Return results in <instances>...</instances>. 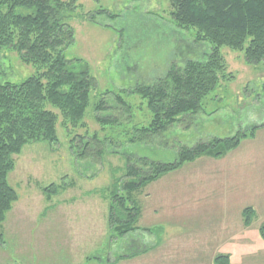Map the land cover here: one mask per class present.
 Returning a JSON list of instances; mask_svg holds the SVG:
<instances>
[{"label": "rangeland", "instance_id": "obj_1", "mask_svg": "<svg viewBox=\"0 0 264 264\" xmlns=\"http://www.w3.org/2000/svg\"><path fill=\"white\" fill-rule=\"evenodd\" d=\"M99 11H106L114 17ZM169 11L167 0H78L74 14L66 20L73 30V43L65 49L64 55L68 61L79 60L87 66L95 85L89 93L82 128L68 135L61 126L58 111L49 108L58 116L57 142L30 143L12 157L14 168L7 180L18 200L6 216L31 217L33 220L28 225L31 226L28 237L31 243L17 249L13 242H7L4 253L0 255L5 258L4 263L96 264L95 259L106 261L112 233L102 236L96 234V228L102 224L106 227L109 192L115 184L126 181L124 175L128 165H135L146 173L148 167L141 165L139 159L170 164L181 147L186 149L208 144L234 137L239 132L248 135L253 128H257L256 133L258 128L264 127V63L248 65L242 52L223 48L221 53L226 76L202 101L201 112L183 116L166 132L150 136L145 143L130 142L135 129L148 125L150 114L145 102L128 92L138 85H152L163 78L172 63L180 66L188 59L204 60L211 47L206 42L195 43L194 30L178 28ZM34 73L32 66L20 62L15 51L0 52V84H18ZM116 95L130 107L129 113L117 102ZM101 101L106 110L101 114L111 115L109 120L114 119L112 126L96 122L100 114L93 111V106ZM76 135H87L88 138L95 135L104 143L102 151L105 153L98 157L94 156L97 152L88 149L91 158H78L75 152H78L79 144L72 146L70 142ZM249 148L258 151L260 144L252 143ZM243 151V148L237 149L236 153ZM235 166L237 172L244 169L240 161ZM263 167V159H260L257 168ZM51 185L56 186L57 195L49 194L52 198L46 201L42 189ZM60 203L69 207H54ZM260 212L254 219L255 228L246 232L250 245L238 251L243 252L242 255H232L230 264H264V248L257 246L263 241L256 229L264 222V213ZM53 216L61 217V221L52 220L50 227L64 228V234L78 229L80 224L73 221L70 224L66 217L75 221L81 217L93 219L94 224L84 225L88 237L83 240L80 237L73 256L64 249L54 251L52 245L55 241L52 239L40 240L45 245L34 240L36 229L48 227L47 219ZM43 218H46L44 224L40 222ZM193 226L208 225L178 224L162 232L156 228L150 240L162 238L163 232H177L181 228L182 232L191 233ZM5 230V225H0V235L4 238ZM167 242L170 243L169 240ZM201 257L206 258L204 255ZM73 260L77 262L72 263Z\"/></svg>", "mask_w": 264, "mask_h": 264}, {"label": "trees", "instance_id": "obj_2", "mask_svg": "<svg viewBox=\"0 0 264 264\" xmlns=\"http://www.w3.org/2000/svg\"><path fill=\"white\" fill-rule=\"evenodd\" d=\"M167 2L174 24L183 30H194L195 43L206 42L211 47L204 60L188 59L180 66L172 63L163 78L128 92L138 95L150 114L148 125L134 130L131 143H145L150 136L166 132L183 116L201 112L202 101L226 76L223 48L242 52L248 65L264 63V0ZM77 3L78 0H0V52L13 50L23 65L35 69L21 83L0 84V225L18 200L7 180L14 168L12 157L30 143H56L58 116L68 135L83 127L89 93L95 82L87 66L79 60L68 61L64 55L73 43V30L66 20L74 14ZM116 100L129 113L130 107L121 97L116 95ZM103 105L101 101L93 106V111L100 114L96 122L112 126L111 115L101 114L106 112ZM49 108L57 110L59 115ZM256 129L248 135L239 132L234 137L208 144L181 147L170 164L139 159L141 165L148 167L146 173L135 165H128L126 181L115 184L107 198V222L112 237L120 239L138 230L139 209L134 194L141 188L199 157L224 156L247 137L252 138ZM70 142L72 146L79 144L75 152L78 158H91L88 149L97 152L94 156L98 157L105 153L104 143L95 135L90 138L76 135ZM43 191L48 195L57 194L58 190L51 185ZM242 216L244 226H249L253 210L245 209ZM259 234L264 240V224ZM227 260V257L215 259L219 264H226Z\"/></svg>", "mask_w": 264, "mask_h": 264}, {"label": "crops", "instance_id": "obj_3", "mask_svg": "<svg viewBox=\"0 0 264 264\" xmlns=\"http://www.w3.org/2000/svg\"><path fill=\"white\" fill-rule=\"evenodd\" d=\"M255 142L260 144L258 151L249 148ZM242 148L244 151L237 154L236 150ZM237 149L216 159L207 156L198 158L141 188V193L134 194V201L139 209L136 223L138 230L120 239L110 236L112 243L108 247L107 260L95 259L96 264H219L215 261L217 257H227L226 264H230L232 255H242L243 252L238 251L251 242L247 239L246 232L255 228L254 219L257 213L264 210V167L257 168L260 166V159L264 162V127L258 128L252 138L243 140ZM237 161L244 168L239 172L235 171ZM45 196L46 201L52 198L49 194ZM54 207L68 208L69 205L60 203ZM247 208L253 210V216L249 226H244L242 212ZM260 213L263 214L264 211ZM66 218L70 224L72 221L80 222L79 228L64 234V228L50 227L52 220L58 223L61 221V217L53 216L52 219H47L48 227L36 229L38 231L35 232L34 240L52 239L55 241L52 245L54 251L64 249L69 256H73L80 237L82 240L88 237L84 225L91 226L93 219L81 217L75 221L73 218ZM45 219L40 222L44 224ZM31 220V217L19 219L16 215L5 217L2 223L6 228L5 238L0 235V255L4 253L9 241L17 249L31 243L28 238L29 233L31 235V226H28L32 223ZM201 223L208 226H193L191 233L184 230L182 232V228L177 232H163L162 238L150 240L156 228L162 232L178 224ZM263 224L264 222L256 226L259 237V229ZM96 232L102 236L111 232L107 218L106 227L102 224L99 229L96 228ZM260 239L263 240L261 237ZM263 241H257V246L264 248ZM40 243L45 245L41 241ZM223 249L226 251L223 252ZM4 260V257H0V264H6ZM74 262L77 261L73 260L72 263Z\"/></svg>", "mask_w": 264, "mask_h": 264}]
</instances>
